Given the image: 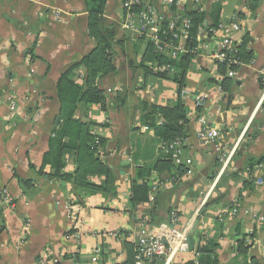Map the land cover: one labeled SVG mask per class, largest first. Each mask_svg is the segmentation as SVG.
Masks as SVG:
<instances>
[{
    "label": "crops",
    "instance_id": "crops-1",
    "mask_svg": "<svg viewBox=\"0 0 264 264\" xmlns=\"http://www.w3.org/2000/svg\"><path fill=\"white\" fill-rule=\"evenodd\" d=\"M201 1L203 28L234 19L240 26L232 36L250 58L244 54L241 66L218 67L203 51L191 59L179 89L159 76L174 70L157 72L160 64L144 61V43L131 42L120 31V0H105L101 31L112 35L106 53L113 70L94 81L102 102L79 107L73 117L88 123L95 157L116 177L114 195H105L76 190L71 181L55 177L50 165L42 166L62 124L57 82L79 65L73 80L84 86L82 60L101 39L89 32L84 0H0V183L14 198L11 206L0 208V264L41 259L90 264L94 246L101 250L98 264H125L127 244L136 264L138 223H168L173 211L193 250L216 245V264H264V0ZM178 90L186 109L185 145L180 159L173 160L159 150L153 127L162 125V117L147 115L154 106H171ZM202 95L209 100L197 109ZM8 96L18 103L14 115L8 112ZM202 115L220 132L216 145L201 146L195 138ZM225 155L229 164L221 174L219 158ZM64 162L61 175L74 173L73 157L65 155ZM137 169L149 171L137 180L149 189L155 179L171 184L154 195L148 191L144 203L131 206ZM102 181L91 178L95 184ZM67 202L78 209L73 222L66 217ZM73 228L79 241L68 237ZM240 242L246 252L238 251ZM200 258L178 254L169 264H199Z\"/></svg>",
    "mask_w": 264,
    "mask_h": 264
},
{
    "label": "built area",
    "instance_id": "built-area-1",
    "mask_svg": "<svg viewBox=\"0 0 264 264\" xmlns=\"http://www.w3.org/2000/svg\"><path fill=\"white\" fill-rule=\"evenodd\" d=\"M121 20L120 31L127 34L131 42H144L151 45L154 52L168 60L175 61L182 55L190 52L198 56L203 51L208 60L227 67L242 65L236 55L238 43L232 33L239 30V24L232 20L221 19L217 27L208 30L199 27L197 30L196 46L188 49L187 44L193 40L191 33V19L188 11L204 12L201 0H120ZM168 64L159 65L156 71L167 73L171 71ZM220 91V88H218ZM209 96L202 95L196 99V108L203 107ZM9 115L18 111L17 100L7 97ZM198 128L195 138L201 146L216 145L220 139V132L211 128L205 116L196 119ZM184 138H177L171 142H161L159 150L169 154L173 160H179L183 154ZM230 155L219 158L220 173L224 172L229 164ZM171 181L155 179L149 189V195L169 187ZM14 198L0 183V208L11 206ZM66 217L71 222L76 218L78 209L70 202L64 204ZM177 214L171 212L168 223L152 225L142 220L138 223V230L134 235V251L136 264H169L170 260L178 254L193 252L194 258L199 253L193 250L189 234L185 229L177 227ZM31 223L26 221L24 229L28 230ZM71 229L68 237L79 241V233ZM113 235V234H111ZM100 247L94 246L91 250L90 264H98ZM38 264H54L52 261L41 259ZM81 264V263H76Z\"/></svg>",
    "mask_w": 264,
    "mask_h": 264
},
{
    "label": "trees",
    "instance_id": "trees-1",
    "mask_svg": "<svg viewBox=\"0 0 264 264\" xmlns=\"http://www.w3.org/2000/svg\"><path fill=\"white\" fill-rule=\"evenodd\" d=\"M84 2L88 13L89 32L92 36L101 39L99 40L100 42L97 48L82 60V64L86 69L84 86H78L73 80L74 69L79 65H73V67L61 75L57 82L56 96L60 102V118L62 124L55 130L53 137L48 143V151L43 156L42 166L50 165L55 177L57 176L64 180L71 181L76 190L83 191L86 194L100 193L114 195L116 177L107 165L101 164L95 157L96 146L94 138L90 134L88 123L73 118L79 107L102 102L103 92L93 86L94 81L99 77V74L107 75L113 70L111 61L109 60L110 55L106 53L107 50H110L108 39H110L112 35L110 31H107L106 35L101 31V16L103 14L105 0H84ZM187 15L191 19V33L193 36V40L187 44L190 50L196 46L194 38L196 37L198 28H203L205 18L204 13H198L197 11H188ZM217 24L218 22L212 23L209 29L217 27ZM144 45V61L160 65H170L171 69L174 70L173 74L159 76L161 78L165 77L171 79L179 86V89H182L185 73L189 68L190 61L194 57V54L187 52L177 60L171 61L156 54L150 44L144 43ZM242 48L243 46L237 47L238 52L236 57L240 62L245 61L243 58L244 54L248 59L250 58V54L244 52ZM220 66L225 67L226 65L218 64V67ZM230 68H234V66ZM146 73H148V71ZM179 93L180 90L177 91V98L171 106H154L147 115L153 119L154 116L158 114L163 119V123L159 127L153 124L156 130V136L160 142L168 143L177 138H183L184 128L181 122L183 124L185 122L186 109L180 102V98L178 97ZM68 154L73 157L75 171L71 175H61V171L65 166L64 157ZM154 170L158 171V163ZM147 174H149V171L145 173L141 169L136 170L135 177L131 180V195L129 198V204L131 206L142 204L147 200V193L149 191L148 185L146 183H137V180L143 179ZM94 177H101L103 179L101 184L91 182V178ZM125 246L127 249V261L125 264H133L135 258L131 252L132 246L128 244ZM215 249L216 245L213 242L206 243L204 246L199 247L198 253L201 257L199 264H216V257L214 255ZM246 250L247 248L244 243H238L239 252H246ZM212 254L214 258L210 259ZM249 264L255 263L250 262Z\"/></svg>",
    "mask_w": 264,
    "mask_h": 264
},
{
    "label": "water",
    "instance_id": "water-1",
    "mask_svg": "<svg viewBox=\"0 0 264 264\" xmlns=\"http://www.w3.org/2000/svg\"><path fill=\"white\" fill-rule=\"evenodd\" d=\"M121 165H128V161H123Z\"/></svg>",
    "mask_w": 264,
    "mask_h": 264
},
{
    "label": "rangeland",
    "instance_id": "rangeland-1",
    "mask_svg": "<svg viewBox=\"0 0 264 264\" xmlns=\"http://www.w3.org/2000/svg\"><path fill=\"white\" fill-rule=\"evenodd\" d=\"M127 35V34H126ZM128 36V35H127Z\"/></svg>",
    "mask_w": 264,
    "mask_h": 264
}]
</instances>
